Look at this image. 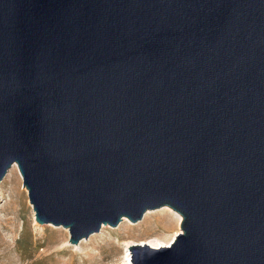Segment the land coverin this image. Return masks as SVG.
Here are the masks:
<instances>
[{
    "label": "water",
    "instance_id": "obj_1",
    "mask_svg": "<svg viewBox=\"0 0 264 264\" xmlns=\"http://www.w3.org/2000/svg\"><path fill=\"white\" fill-rule=\"evenodd\" d=\"M13 165L73 246L167 207L131 264H264V0H0Z\"/></svg>",
    "mask_w": 264,
    "mask_h": 264
},
{
    "label": "rangeland",
    "instance_id": "obj_2",
    "mask_svg": "<svg viewBox=\"0 0 264 264\" xmlns=\"http://www.w3.org/2000/svg\"><path fill=\"white\" fill-rule=\"evenodd\" d=\"M2 182L0 264H121L125 242L144 235L166 241L178 228L171 212L163 210L135 224L123 219L115 228L102 227L99 233L73 246L69 244L67 230L38 225L28 197L20 200L12 186Z\"/></svg>",
    "mask_w": 264,
    "mask_h": 264
},
{
    "label": "bare ground",
    "instance_id": "obj_3",
    "mask_svg": "<svg viewBox=\"0 0 264 264\" xmlns=\"http://www.w3.org/2000/svg\"><path fill=\"white\" fill-rule=\"evenodd\" d=\"M2 183L4 185L9 183L12 186L14 192L17 194V197H19L20 200H23V198H25V196H27L26 189L22 188V178L20 176V173H19L16 165H13L12 168L8 171V173H7V175L4 178ZM163 210L171 212L172 216L175 217L174 221H176L175 224H177V226H178L177 230L174 231L170 237H168L169 239L166 240L164 238L166 241H164L162 238L160 240V239L155 238V237H150V236L144 235L143 238H141V239H136V240L133 239V240L125 242V244L123 245L124 254L122 257L121 264H131V255L128 251L129 247H131V245H135V244L146 245L148 247L155 248V249L162 248V247H168L171 245V243L174 241L175 237L180 233L179 226H180L181 218L179 215H177L175 212L170 211L168 208H163V209H160L158 211L156 210L155 212H146L143 219L147 218L149 215H152L154 213H158L159 211H163ZM160 213H163V212H160ZM137 225H139V224H137ZM130 226L134 227L136 225L131 224Z\"/></svg>",
    "mask_w": 264,
    "mask_h": 264
}]
</instances>
